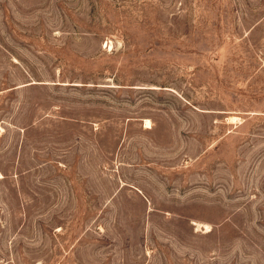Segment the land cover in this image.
I'll return each mask as SVG.
<instances>
[{
	"label": "rangeland",
	"instance_id": "rangeland-1",
	"mask_svg": "<svg viewBox=\"0 0 264 264\" xmlns=\"http://www.w3.org/2000/svg\"><path fill=\"white\" fill-rule=\"evenodd\" d=\"M0 264H264V0H0Z\"/></svg>",
	"mask_w": 264,
	"mask_h": 264
},
{
	"label": "bare ground",
	"instance_id": "bare-ground-1",
	"mask_svg": "<svg viewBox=\"0 0 264 264\" xmlns=\"http://www.w3.org/2000/svg\"><path fill=\"white\" fill-rule=\"evenodd\" d=\"M147 125L150 126V122L149 121H147Z\"/></svg>",
	"mask_w": 264,
	"mask_h": 264
}]
</instances>
